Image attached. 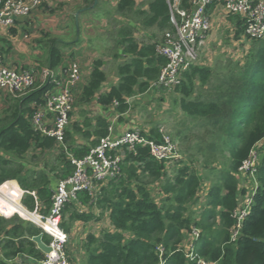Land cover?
<instances>
[{
    "label": "trees",
    "instance_id": "16d2710c",
    "mask_svg": "<svg viewBox=\"0 0 264 264\" xmlns=\"http://www.w3.org/2000/svg\"><path fill=\"white\" fill-rule=\"evenodd\" d=\"M146 4L147 8L141 9L136 7L135 0H118L116 11L136 18L142 26H154L161 33L174 30L168 0H147ZM179 6L189 9L191 0H179ZM238 27L235 38L240 31L243 32L240 18ZM119 32L121 39L118 45L129 52L131 58L119 65L118 83L109 91L99 93L106 77L101 61L94 60L88 80L81 87L75 102H71V107L89 105L96 98L100 106H112L120 117L129 109L128 98L147 90L150 82L157 78L165 58L158 56L153 44L139 46L129 25L120 27ZM44 43L48 48V65L52 68L60 61L59 43L55 38H47ZM221 68L219 76L210 67L193 64L182 73L181 83L174 87L180 94L178 103L182 110L202 119L214 131L209 143L211 150L222 151L225 148L228 151V155L219 154L229 159L227 172L219 169L217 173L211 162H203L208 172L205 177L212 178L206 188L199 220L193 221L192 214L187 211V204L197 201L199 188L202 187L196 167L185 162L178 165L172 178L161 181L160 189L167 197L162 202H156L148 185L164 175L163 162L155 159L147 146L123 147L124 157L119 172L106 185L110 188L101 187L97 196L86 191L76 195L78 200H91V204L109 209L108 218L114 229L112 232L103 231L99 237H87L84 247L88 249V263L197 264L195 259L186 257V250L181 245L184 231H191L193 224L200 228L199 237L193 243V252L202 260L213 264H264V36L252 40L241 60L227 58ZM50 86L46 81L36 80L29 92L9 103L5 115L0 118V203L8 200L15 207L0 215V264H9L3 258L11 259L19 253L42 259L30 240L39 233V229L14 215L18 213L36 220L28 210L33 208V197L26 194L22 198L27 209L20 202V189L34 191L46 205L51 202L48 173L27 168L25 163L36 159L34 154L27 158L28 153L37 149L41 152L59 150L54 158L57 164L52 166L57 179H64L74 171L63 145L53 137L35 132L30 122L36 108L33 103H42ZM89 122L90 119H86L84 126L88 129L81 132L82 136L90 139L87 144H73L76 122L67 124L65 128L63 144L75 159H82L101 137L110 132V125L102 115L94 118L92 130ZM154 131L156 129L152 128L149 135L155 136L149 137L160 140V135ZM254 147L260 153L256 166L259 187L236 239L231 241V230L235 227L232 214L239 205L240 195L244 193L236 176L239 166ZM69 201L63 212L73 205ZM216 216L218 223L215 222ZM72 218L87 220L92 215L73 212ZM61 226L67 231L63 223ZM159 246L162 252L158 250Z\"/></svg>",
    "mask_w": 264,
    "mask_h": 264
},
{
    "label": "crops",
    "instance_id": "0c3cea01",
    "mask_svg": "<svg viewBox=\"0 0 264 264\" xmlns=\"http://www.w3.org/2000/svg\"><path fill=\"white\" fill-rule=\"evenodd\" d=\"M135 2L136 7L141 9L147 8V0H135ZM116 4L117 2L112 0H41V4L36 9L31 11L26 16L17 17L12 25L4 26L0 24V54L2 55L4 63L7 66L14 67L18 70L30 69L33 70V72L38 73L40 68L50 67L48 65V48L44 41L47 38H55L59 43L58 47L60 49L61 55L58 64L52 68L50 67L54 72L55 78L61 79L70 62L74 61L79 65L80 79L72 90L73 103L75 102L81 87L88 80L89 72L94 60L101 61V69L103 70L106 77L105 81L102 83L99 93L109 91L110 87L116 85L119 81V65L131 58V54L129 52L123 51L122 46L118 45V41L121 39L119 32L120 27L128 25L132 27L133 37L139 46L153 44L158 56H162L157 52V45L160 42L163 33L159 32L154 26H142L136 20V18L130 17V15L126 17L119 14L116 11ZM207 13L211 21V29L204 38L202 43L203 46L201 45L200 47L201 53L202 50L203 52L205 50L208 51L211 41L216 40V38L214 39L213 35L215 31L214 27L218 26L215 25L217 21L218 24H225L227 28H230L228 31L231 32V36L233 37L235 36L236 27H238L239 17L236 15H227L223 11L221 3L210 4L207 7ZM108 16L112 18L111 21L113 24L111 25L114 26V35L108 37V39H103V42H99L98 40L100 39H97L98 36L93 34L102 32V27H104L106 24L104 21L108 19ZM91 35H93L92 38ZM236 39L239 42H244L247 37L244 36L243 32L240 31V34H238V38ZM106 42H108V45H106ZM196 64L211 68V66L202 64V62H198ZM172 89L175 92L173 95V100L171 99L172 95H170V90ZM179 97V92L174 88H148L147 90L143 92H137L128 98L129 109L120 117L112 106H100L96 98L90 101L89 105L82 107L72 106V112L68 120V126L71 122H76L77 124V128L73 133V144H87L90 139L81 135L82 131L88 129L86 126H84V122L86 119H90L89 125L91 126L92 130L95 124L94 118L99 115H102L107 119L112 131V135H117L124 132L125 130H131L135 128L139 129L144 135L148 136H155L154 134L149 135L152 133V128L156 129V131L153 133L158 132L159 135V129L162 127L165 129V132H168L170 131V126H173L174 129L177 125L175 119H177L179 114L176 108H179L181 114L184 117H190L193 120L196 118L182 110L178 103ZM15 98L16 96L0 92V118L5 115V111L9 103H11V101H13ZM178 134L180 133H175V138L171 136L172 134L169 135L173 140L177 141L176 138ZM184 136L182 135L181 138L183 139ZM55 152L58 151L51 149H47L42 152L39 149L35 151L31 150L28 153L27 158L34 154L36 155V159H34L33 162L28 161V163H25L27 164V168L31 170H44L48 173L50 180L48 183V188L52 190V192L59 180L57 179L58 177L55 176L56 171L52 169V166L55 165V163L57 164V160L54 159L57 157V155L54 154ZM178 164L179 163L175 164L176 166H173L170 163L163 162L164 175L160 176L159 179L152 181L148 185L150 194L153 189L156 191V196L151 194L156 202H162V200L167 197V195L160 189V184L162 180L173 177ZM215 167L218 168L217 166ZM198 173H200L199 170ZM200 178L202 183L205 184V182H203V176L201 173ZM109 180L110 179L96 182L95 191L91 195L97 196L100 194L101 187H105V189L110 188V186H106ZM206 188H208L207 185L205 189ZM20 190L22 191V194L19 195L21 203L22 198L26 194L31 195L34 199V205L31 210L22 203L29 211L35 212L36 214L47 213L50 202L48 205H46L42 200L37 198V195L34 191ZM69 202H72L73 205L63 212L62 219L64 227L67 228L66 233L70 238L66 243L68 244V247L66 245L68 253L67 251L66 253L67 256H70V259L69 256L68 259L69 261H72H70L72 264H79V259L73 255L74 252L79 251V253L83 255L81 257L82 259H80V262H82V264H90L88 263V249H85L84 244H86L87 237L90 235L99 237L100 234L105 230H109L111 232L114 230L108 218L109 209L101 208L97 204L93 205L90 203L91 200L90 202H83L76 199V197L75 199H71ZM195 204L197 203L187 204V207H192L190 213H193L194 210V213L196 214L195 206L197 205ZM0 209L2 210L1 214H4L15 209V207L10 201L6 200V202L3 201L0 203ZM188 210L189 207L187 208V211ZM73 212L91 214L92 218L87 220H81L77 218L73 219ZM15 214H17V217L25 223H29L39 229L29 219L20 216L18 213ZM100 220H103V222L106 224L101 223ZM184 234L186 235L187 232L184 231ZM185 235L184 238L186 237ZM42 240L47 242L48 237L46 234H42ZM34 247L42 255L41 258H44L46 253H43L35 243ZM0 258L2 259L1 250ZM3 260L9 264H38L39 260L41 259H35L27 254L19 253L11 259L3 258Z\"/></svg>",
    "mask_w": 264,
    "mask_h": 264
},
{
    "label": "built area",
    "instance_id": "2783aa9c",
    "mask_svg": "<svg viewBox=\"0 0 264 264\" xmlns=\"http://www.w3.org/2000/svg\"><path fill=\"white\" fill-rule=\"evenodd\" d=\"M168 1L174 30L165 31L157 45V52L165 58V63L161 66L157 78L150 82L149 89L157 87L170 89L178 86L181 83L182 73L196 64L200 55V46L211 29L207 7L212 3H221L227 15L239 17L243 34L248 39L255 40L264 36V0H191L189 9L181 8L179 0ZM40 4L41 0H0V24L10 26L17 17L28 15ZM79 79V65L74 61L67 66L61 79H56L50 67H42L38 73L30 69L18 70L7 66L0 54V92L17 97L29 92L36 80L50 83L51 86L44 93L42 103H34L36 108L30 122L35 132L53 137L60 142L74 166L71 175L58 180L47 213L36 214L30 211L36 220H29L40 229L41 234L47 235L48 240L44 243L50 249L38 264H72L66 253L68 234L61 226L64 206L69 200L75 199L79 192L86 191L92 194L96 182L114 178L119 172V165L124 157L123 147L130 149L134 145L147 146L155 159L170 164L178 163L181 158L177 142L165 132L163 127L159 129L160 140L144 135L137 128L112 135L110 128L109 134L101 137L82 159L72 157L63 144V136L71 110L72 90ZM259 156L260 153L255 147L252 148L249 157L241 163L238 171L247 170L256 176ZM255 192L245 194L244 190L241 194L244 196L240 198L239 205L232 214L235 227L231 230V241H234L238 235L241 222L249 212ZM20 194H22L21 190ZM192 233L197 239L199 236L197 230H193ZM158 250L162 252L160 246ZM185 250L186 257L195 259L197 264H213L197 257L193 252V246Z\"/></svg>",
    "mask_w": 264,
    "mask_h": 264
},
{
    "label": "rangeland",
    "instance_id": "374dc122",
    "mask_svg": "<svg viewBox=\"0 0 264 264\" xmlns=\"http://www.w3.org/2000/svg\"><path fill=\"white\" fill-rule=\"evenodd\" d=\"M111 20L112 18L108 16V19L104 21L106 24L104 27H102L103 28L102 32L93 34V35L98 36L97 39H100L98 40L99 42H103V39L104 40L108 39V37L114 35V32H113L114 26L111 25L113 24ZM215 25H218L217 27H214L215 31H214L213 36H214V39L216 38V40L211 41L208 51L205 50L203 52L202 50V53H201V49H199L200 55L196 63L202 62V64L211 66L213 73H218L217 75L220 76L222 73V68L220 70V66L225 65L227 58H231L233 60H238V59L241 60L242 55L245 54V51L250 46L252 40L247 38L244 40V42H241V41L239 42L236 38H234L235 36L234 37L231 36V32L228 31V29L230 30V28H227L225 24H218V21H217ZM93 35H91V38ZM106 45H108V42H106ZM174 93L175 92L173 91V89L170 90V95H172V98H171L172 100L174 98L173 97ZM176 110H178V114H179L177 119H175L177 125L174 129H173V126H170V131L168 132L166 131V132L170 135L172 134L171 136L173 138H175V133L177 132L180 133L177 135V138H176L177 147L179 148L178 152L181 157L179 161H177L178 163L180 162L178 165L181 166L183 162H185L187 164H191L192 166L196 167L197 171L199 170L203 176V182H205V184L208 185L211 183L212 177L208 179L204 176L206 175L205 173H208L207 171L205 172V168L203 167L204 160H208L214 166H217L218 167L216 170L217 173L219 169H222V170L225 169V171L227 172L229 170L227 167L229 159L219 154L222 152L223 154L227 155L228 151L225 148L222 151L218 149L211 150L209 143L211 141V138L214 135V131H211L210 125L204 124L203 120H200L197 118L193 120L190 117L189 118L184 117L181 114L179 108H176ZM182 135L183 136L185 135L183 139L181 138ZM57 151L59 152V150ZM58 152H55L54 154L58 155L59 154ZM254 152L255 151H253V153ZM259 159H260V156H259ZM171 164L173 166H176L175 164L177 163L175 162ZM236 178L238 180V186L245 190V194L254 193L259 187V182L257 180V177L253 175L252 173L248 172L247 170L245 171L242 170L240 172L238 171ZM205 184L202 183V187L199 188L200 191L198 194V199L195 202L197 203L195 204L197 205L195 206L196 214L194 213V210H193V213H191L193 221L199 220V212L203 209L202 206L205 203V193H206ZM155 192H156L155 189H153L151 194L156 196ZM243 196L244 195H241L240 198H243ZM245 200L243 201V203L245 202ZM4 202H6V200ZM188 207H189L188 211L190 212L192 207L191 206H188ZM1 211L2 210H0V215H1ZM15 215L17 216V214ZM218 221H219V218L216 216L215 222L217 223ZM100 222L103 224H106L103 222V220H100ZM193 230H197L198 235L200 234V228L198 227L196 228L195 226H193V224H191V231L187 232V234L185 235L186 237L183 238L181 241V245L185 249L194 245L193 241H195L196 238L194 237L192 233ZM69 239L70 238L68 237L67 241H69ZM66 245L68 247V244ZM67 247H66V251H67ZM73 255L76 256L77 259H79L78 263L82 264V262H80V259H82L81 257L83 255L79 253V251L74 252ZM69 259H70V256H69Z\"/></svg>",
    "mask_w": 264,
    "mask_h": 264
},
{
    "label": "water",
    "instance_id": "95a60500",
    "mask_svg": "<svg viewBox=\"0 0 264 264\" xmlns=\"http://www.w3.org/2000/svg\"><path fill=\"white\" fill-rule=\"evenodd\" d=\"M18 186V183L16 181H14ZM20 189V188H19ZM31 240L36 244V246L43 252V253H47L50 251L49 247L44 243V241L42 240V234L38 233L34 236L31 237Z\"/></svg>",
    "mask_w": 264,
    "mask_h": 264
},
{
    "label": "bare ground",
    "instance_id": "6f19581e",
    "mask_svg": "<svg viewBox=\"0 0 264 264\" xmlns=\"http://www.w3.org/2000/svg\"><path fill=\"white\" fill-rule=\"evenodd\" d=\"M1 210V209H0Z\"/></svg>",
    "mask_w": 264,
    "mask_h": 264
}]
</instances>
